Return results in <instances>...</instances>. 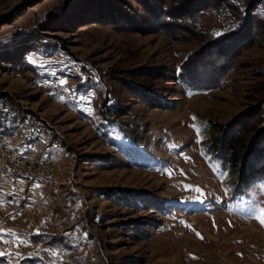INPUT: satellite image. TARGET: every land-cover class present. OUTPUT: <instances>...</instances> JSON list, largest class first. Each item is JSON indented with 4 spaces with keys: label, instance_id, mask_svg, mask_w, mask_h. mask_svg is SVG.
<instances>
[{
    "label": "rangeland",
    "instance_id": "obj_1",
    "mask_svg": "<svg viewBox=\"0 0 264 264\" xmlns=\"http://www.w3.org/2000/svg\"><path fill=\"white\" fill-rule=\"evenodd\" d=\"M152 1L184 2L0 0V152L54 168L0 162V246L19 248L0 264H264V180L241 188L208 152L209 125L249 117L246 141L264 128V0L209 91L178 75L230 17L193 12L177 36L147 22Z\"/></svg>",
    "mask_w": 264,
    "mask_h": 264
},
{
    "label": "trees",
    "instance_id": "obj_2",
    "mask_svg": "<svg viewBox=\"0 0 264 264\" xmlns=\"http://www.w3.org/2000/svg\"><path fill=\"white\" fill-rule=\"evenodd\" d=\"M259 1L209 0L207 4H203L202 0H184L180 6L181 8L177 10L181 15L172 14L159 6L157 2L152 1V6L155 8L153 11H149V15L145 19L153 27L157 25L158 29L164 30L169 34L184 36L188 29L191 30V26L188 24L191 23L192 16L190 17V15L193 12L200 11L201 14H204L208 9H212L213 12H218L217 10H219L218 14L230 17V26L218 32L222 33V35L218 36L216 35L217 33L209 34V40L200 49L188 56L178 75V80L189 89L193 91H209L221 87V77L232 66L233 54L247 42V40L242 38V35L247 34V37L251 38L255 21L262 24L263 20L258 18L256 12V5ZM193 26H195V22ZM41 40L39 37L30 38L28 39L30 41L28 45L31 44L37 49L42 42ZM5 57L7 59L10 57V51L9 53L8 51L5 52ZM3 101L4 99L1 98L0 109H2ZM146 103L156 109H167L174 106L173 104L159 101H146ZM259 109V111L263 109L264 112V108ZM259 111L258 113L260 114ZM13 115L15 116L11 119L5 115L3 117L7 121H18L19 117H21L20 115L23 114L18 111ZM25 116L23 115L22 117ZM247 119L249 117H244L230 126L209 125L210 130H217L219 133L209 146V154L221 161L224 171L239 174V185L241 188H247L254 182L264 180V128L257 131L252 138L248 136L247 141L244 140L245 134L241 128ZM263 121L264 113L260 118L256 117L253 121L256 122L254 129L261 125ZM19 154L26 155L25 153ZM40 239V241L44 240V238Z\"/></svg>",
    "mask_w": 264,
    "mask_h": 264
},
{
    "label": "built area",
    "instance_id": "obj_3",
    "mask_svg": "<svg viewBox=\"0 0 264 264\" xmlns=\"http://www.w3.org/2000/svg\"><path fill=\"white\" fill-rule=\"evenodd\" d=\"M0 161H6L10 170L15 173L23 174H43L49 176V167H44L41 164H37L36 160H29L27 164H18V161L11 159L8 156H5L0 152ZM16 246H0V250H5L6 253L11 254L12 257H15L18 249ZM14 259V258H13Z\"/></svg>",
    "mask_w": 264,
    "mask_h": 264
},
{
    "label": "bare ground",
    "instance_id": "obj_4",
    "mask_svg": "<svg viewBox=\"0 0 264 264\" xmlns=\"http://www.w3.org/2000/svg\"><path fill=\"white\" fill-rule=\"evenodd\" d=\"M8 153V152H7ZM4 155L5 156H8V157H10L11 159H13V160H15V161H18V164H27V162L30 160H28L27 158H21L20 156L18 157V156H9L8 154H5L4 153ZM14 155V154H13ZM26 157V156H25ZM46 161V160H45ZM0 162H5V164H7V162L6 161H0ZM4 165V164H3ZM42 166H44V167H49V178L51 177H53L54 176V168L50 165V164H41ZM8 166V165H7ZM55 166V165H54ZM1 168V167H0ZM10 171V170H9ZM3 172V171H2ZM7 172V171H6ZM11 172V171H10ZM3 173H5V172H3ZM14 173V172H13ZM23 174V173H22ZM15 175V174H14ZM25 175V174H24ZM28 175H32V174H28ZM27 175V176H28ZM21 176V175H20ZM38 176V175H37ZM43 176V175H42ZM19 177V176H18ZM31 177V176H30ZM48 177V176H47ZM28 178V177H27ZM37 178V177H36ZM48 185V184H47ZM7 255H11V254H8V253H6ZM18 254V251H17V253L15 254V256Z\"/></svg>",
    "mask_w": 264,
    "mask_h": 264
},
{
    "label": "snow or ice",
    "instance_id": "obj_5",
    "mask_svg": "<svg viewBox=\"0 0 264 264\" xmlns=\"http://www.w3.org/2000/svg\"><path fill=\"white\" fill-rule=\"evenodd\" d=\"M216 35L219 36V35H222V33H217ZM61 99H63V98L61 97ZM80 99H84V97H80ZM256 218L259 219V221H260L262 224H264V209H261V210H260V215L257 216ZM0 239H2V237H0ZM3 255H5V252L0 251V256H3Z\"/></svg>",
    "mask_w": 264,
    "mask_h": 264
}]
</instances>
